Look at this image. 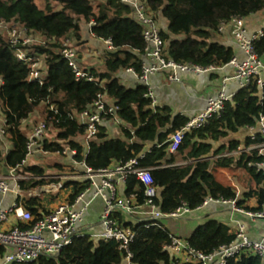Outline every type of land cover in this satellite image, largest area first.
Here are the masks:
<instances>
[{
	"label": "trees",
	"instance_id": "1",
	"mask_svg": "<svg viewBox=\"0 0 264 264\" xmlns=\"http://www.w3.org/2000/svg\"><path fill=\"white\" fill-rule=\"evenodd\" d=\"M147 4L157 21L158 17L165 19V27L159 25L165 58L214 67L226 65L234 56L233 48L216 36L221 24L264 9V0H147ZM0 23L17 25L31 39L35 35L43 38V42L23 44L20 36L9 39L0 32V115L4 119L0 126L2 137L11 144L5 156L0 149L6 167L34 177L46 175L41 165H22L28 141V131L22 123L43 104L42 121L46 128L55 131L53 139L41 140L44 151L75 150V154H69L71 159L84 162L93 170L131 159L137 160V166L149 169L151 188H159L160 193L147 195V187L134 174H129L124 182V196L132 198L135 205L151 199L162 213L169 214L181 204L194 209L206 198H213L234 199L242 209L264 211V170L256 165L264 161V154L253 149L249 153L219 156L242 144L264 142V132H257L254 139L246 135L243 143L237 137L240 130L256 126L260 117H264V86L260 88L252 80L239 88L225 101L220 114L213 115L202 127L186 131L177 151L170 152L169 135L189 119L180 115L172 117L167 107H154L147 96V86L123 84L121 72L129 68L137 74L141 72L145 46L142 26L131 17L128 6L118 0H44L42 6L35 0H0ZM86 23H92L89 35L101 43L110 39L113 44L112 50L103 47L101 68H84L90 80L77 78L60 53L67 38L75 42L81 38L82 25ZM252 45L257 56L264 58V28ZM19 51L28 60L20 59ZM40 56L45 67L42 82L29 78L32 65ZM99 94L117 106L121 135L109 136L106 126L100 125L86 148L85 127L76 115L87 109ZM178 158L185 163L175 164ZM215 166L244 168L253 178L255 188L247 187L238 195L232 187L215 180ZM56 167L63 170L61 164ZM69 169L73 171L72 166ZM50 181L32 178L17 182L21 191H27ZM71 184L69 202L89 183L84 180ZM250 200L254 201L253 205L249 204ZM17 202L33 216L31 224L41 217V197L18 196ZM113 217L134 232L128 247L131 264L171 263L172 255L165 246L172 234L162 221H153L146 227L145 222L125 220L118 211L113 212ZM235 234L227 224L209 218L193 230L187 242L200 252L210 253L234 240ZM4 253L5 248L0 245V259ZM125 255L114 239L94 240L88 234H80L57 257L41 256L34 262L12 264H123ZM226 264L264 263L256 255L243 253L229 258Z\"/></svg>",
	"mask_w": 264,
	"mask_h": 264
},
{
	"label": "built area",
	"instance_id": "2",
	"mask_svg": "<svg viewBox=\"0 0 264 264\" xmlns=\"http://www.w3.org/2000/svg\"><path fill=\"white\" fill-rule=\"evenodd\" d=\"M120 3L129 7L131 17L142 26V34L145 41V46L142 52L141 72L137 74L132 68L126 69V72L133 73L137 77V84L147 86V96L152 99L153 93L149 86V77L156 73H165L170 81L179 80L178 73L189 72L192 74H204L216 71L220 67L194 65L189 63H178L163 56L164 41L160 35V26L151 13L147 4V0H118ZM92 23H89L90 27ZM2 23H0V26ZM229 27V32L242 50L244 57L239 59L235 55L226 65H232L234 72L232 76H224L218 86V91L214 97L207 100L205 108L198 112L193 118L179 130L175 131L168 138V150L176 152L186 131L202 127L209 118L213 115H218L224 107L225 101L231 99L234 93L226 92V82L229 79H235L239 82V88L244 87L255 80L260 88L264 86V58L257 56L253 49V41L262 34V31L249 35L245 26L243 17H235L228 23H222L219 27V32L223 28ZM15 33V30H13ZM23 44L31 42L28 36H20ZM66 43L60 49L61 55L68 60L73 72L77 78L88 77L85 69L80 66L77 52L73 46ZM106 49L112 50L113 44L110 39L101 40ZM20 59L26 58L22 51L18 52ZM30 79H38L42 82L43 73L36 67V63L32 65V70L29 75ZM117 117V106L111 101H107L102 94L97 95L92 104L85 110L76 115L77 121L84 125L85 136L83 140L87 146L97 132L98 126L104 121ZM2 124L3 117H0ZM45 123L42 121L33 127L31 134L28 135L26 145V157L22 161L25 164L27 158L37 151L44 154L48 152L42 149L41 140L46 132ZM248 135L254 139L257 132H264V117H260L258 124L253 127L246 128ZM3 129L0 126V134ZM257 149L260 154H264V142L259 144H250L248 146L241 145L236 150L226 151L219 156L228 157L239 155L241 153H249L251 150ZM63 154H75V150L65 149ZM82 168V173L78 175L63 174L60 176H42L34 177L28 174L15 173V168H12L13 175H0V194H5L10 191L8 179L29 180L32 178H43L51 180L46 185L42 186L45 191L56 192L63 187V181L71 180L78 177L79 181H88V186L77 195L73 201L63 202L53 210L41 214L34 223L33 216L28 210H25L20 203H15L9 208H0V245L5 248V253L1 258V264L34 262L41 256L57 257L61 251L69 245L75 236L80 234H88L94 240L96 239H114L119 243V247L125 251L124 261L126 264H131V254L128 250L134 232L126 226H122L113 217V212H121L123 216H128L133 213L135 206L132 198L119 197L117 194L116 184L118 181L125 182L129 174H134L147 187V195L154 194L152 178L148 168L137 166V160L131 159L126 163H119L107 168L93 170L84 162H78ZM257 167L264 170V161L258 162ZM76 179V178H75ZM18 190V189H17ZM92 191L93 196L101 197L104 201V209L100 217V223L103 230L99 233H88L81 226L83 214L89 202L84 201L87 192ZM209 203H218L229 205L232 213L243 215L250 219H263L264 211L251 212L237 206L234 199H213L206 198L203 203L194 209L181 204L173 212L169 214L162 213L159 208L148 199L146 203L140 206L150 208L148 215H140L136 220L145 222L148 227L153 221L163 220L164 218H182L188 216L193 210L200 209ZM10 216H14L17 222L26 224L25 227H20L16 222L6 226ZM235 239L228 244L219 246L210 253H203L189 245L186 239L171 236L170 243L165 246V249L172 255L170 264H226L229 258H237L243 253H250L263 259L264 263V233L258 239L250 238L242 223L236 224Z\"/></svg>",
	"mask_w": 264,
	"mask_h": 264
},
{
	"label": "crops",
	"instance_id": "3",
	"mask_svg": "<svg viewBox=\"0 0 264 264\" xmlns=\"http://www.w3.org/2000/svg\"><path fill=\"white\" fill-rule=\"evenodd\" d=\"M259 18H260L259 13H255L247 17H244L245 26L249 35L255 34L263 30L264 19L259 20ZM158 21H159V25L165 27L166 22L164 18L158 17ZM216 36L218 37V40H220L222 43L229 45L233 48L234 55L236 57H238L239 59H242L244 57L242 50L238 47V45L232 38L229 32V27L223 28V30L219 32V34H217ZM89 44L93 48L99 49L97 50V52L102 51L104 47L103 43L99 42L92 36H90ZM92 53L96 54V52L94 51ZM233 72H234V67L232 65H224L219 69H217L216 71L199 74V75L192 74L189 72H180L178 73L179 80H174V81L168 80L165 73L152 74L149 77V86L153 93V106L159 108H164V107L169 108L172 117L176 115H180L186 117L187 119H191L198 112L202 111L205 108L206 102L209 98L214 97L216 95L221 79L224 76H232ZM120 77L123 84L127 86L134 87L135 85H137V77L133 73L123 71L120 73ZM238 89H239V82L237 80L229 79L226 82L225 90L227 93H234ZM0 117L2 116L0 115ZM120 124H121L120 120L116 117L115 119L110 118L104 121L102 125L106 126L109 136L113 137V136L121 135ZM246 135H248V131L246 129L240 130L237 133V137L241 140L242 143L244 142ZM83 142L86 147L84 140ZM0 144H1L0 149L3 151L2 154L3 156H5V154L10 149L11 144L8 140L2 137V134H0ZM150 146H151L150 144L147 145L146 149H148ZM43 155H44L43 152L37 151L33 153L31 156H34L36 160H42ZM67 161H68L67 165H69V167L72 166L73 171L59 172L58 170L51 174L46 172V176H60L63 174L78 175V173L80 174L83 172L80 165L74 162L73 159H71V157ZM184 163L185 162L183 160L178 158L175 164H184ZM25 164H27V161L25 162ZM112 165L114 166L116 164H112ZM0 172L1 175L3 176L13 175L12 168L6 167L4 165V160L2 161V159L0 160ZM15 173H17L16 170L14 171V174ZM213 175L216 181H218L224 186L232 187L237 192L238 195H240L242 191L247 187H251L252 189L255 188V182L253 178L244 168L215 166L213 169ZM75 178L71 180H65V182L63 181V187L69 185L72 191L71 182L79 181L78 177ZM8 185L10 191L5 194H0V208H9L15 203H18L17 202L18 196L41 197L42 192L40 191L38 192L37 190L42 188V186L27 191H21V189L18 186V182H16L13 179H8ZM116 189L119 197H125L123 182L118 181V183L116 184ZM56 192H48V193H56ZM153 192L159 194L160 189L155 188L153 189ZM56 195L57 194L55 195L51 194L50 198L46 199L45 201H42L43 210L41 209L40 211L41 214L53 210L59 204L68 201L67 199L68 195L64 196L65 197L64 200L60 202L59 201L56 202L55 200H52L53 197ZM84 201L85 202L88 201L89 204L86 210L84 211L83 221L81 226L84 227L86 229V232L88 233L101 232L103 230V226L100 223V217L105 206L103 199L98 196H93V192L89 191L86 193L84 197ZM249 204L253 205L254 201L250 200ZM149 212H150L149 207L135 205L133 207V213H131L128 216H124V218L125 220H129V221L133 219L136 220V218H138L140 215L143 214L148 215ZM209 218L217 219L223 222L224 224H227L234 231H236V224L238 222L242 223L244 225V230L246 234L252 239H258L264 233L263 219H250L243 215L232 213L229 205H222L218 203H209L208 205L200 209L193 210L188 216L182 218H164L161 221L170 230L172 235L187 240V238L190 236L193 230L199 224L203 223L206 219ZM16 222H17L16 217L10 216L6 226H9ZM123 262H124L123 264H126L125 261ZM0 264H1V259H0Z\"/></svg>",
	"mask_w": 264,
	"mask_h": 264
},
{
	"label": "rangeland",
	"instance_id": "4",
	"mask_svg": "<svg viewBox=\"0 0 264 264\" xmlns=\"http://www.w3.org/2000/svg\"><path fill=\"white\" fill-rule=\"evenodd\" d=\"M39 5L42 6L44 3V0H35ZM97 1V0H95ZM259 13V20L264 19V9L258 12ZM89 23L83 24L82 25V31H81V38L76 40V42L72 39L71 37L67 38L69 46H73V48L77 52V57L80 63V66L82 68H90V67H96V68H101L102 67V51H98L99 49L93 48L89 44V39L91 35H88V26ZM15 30V33L14 31ZM0 32L1 34L9 39L13 38H20L19 36H26L24 33V30L20 27H17V25H14L13 23H2L0 26ZM89 38V39H88ZM43 42V38L39 35H35L31 42L29 43H38V42ZM67 41L65 40L64 43ZM96 52V54H93L92 52ZM36 67L40 69L41 71L45 70L44 67V58L43 56L38 57L36 60ZM44 109V105L40 104L35 112H33L29 118L22 123V127L28 131V135L31 134V131L34 126H36L38 123L42 122V111ZM55 135V131L53 129H46V132L44 133V137L49 139H53ZM42 160H36L34 156H29L27 158V164H38L43 166L45 171L49 174L54 173L59 170V172H65V171H70L68 163V159L70 158L68 154H63V153H48L44 154ZM1 160V158H0ZM66 162V163H65ZM61 164L63 166V170L61 171L59 168L56 167V164ZM65 163V164H64ZM68 168V169H67ZM1 175V172H0ZM3 176V175H1ZM244 188V187H243ZM38 192L41 193V198L42 201H45L46 199L51 197L52 195L57 194L56 196L53 197L52 200H55L56 202H60L64 200V196H67L71 192V187L69 185L64 186L62 189H60L56 193H48L45 192L43 188H40L37 190Z\"/></svg>",
	"mask_w": 264,
	"mask_h": 264
}]
</instances>
